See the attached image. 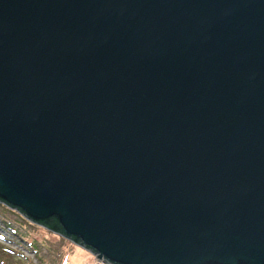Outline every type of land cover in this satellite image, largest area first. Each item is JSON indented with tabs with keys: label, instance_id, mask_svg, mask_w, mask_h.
I'll use <instances>...</instances> for the list:
<instances>
[{
	"label": "water",
	"instance_id": "1",
	"mask_svg": "<svg viewBox=\"0 0 264 264\" xmlns=\"http://www.w3.org/2000/svg\"><path fill=\"white\" fill-rule=\"evenodd\" d=\"M0 200L106 264H264V0H0Z\"/></svg>",
	"mask_w": 264,
	"mask_h": 264
},
{
	"label": "rangeland",
	"instance_id": "2",
	"mask_svg": "<svg viewBox=\"0 0 264 264\" xmlns=\"http://www.w3.org/2000/svg\"><path fill=\"white\" fill-rule=\"evenodd\" d=\"M0 264H106L59 233L0 202Z\"/></svg>",
	"mask_w": 264,
	"mask_h": 264
},
{
	"label": "trees",
	"instance_id": "3",
	"mask_svg": "<svg viewBox=\"0 0 264 264\" xmlns=\"http://www.w3.org/2000/svg\"><path fill=\"white\" fill-rule=\"evenodd\" d=\"M0 202L6 204L5 202H3V201H1V200H0ZM6 205H7V204H6ZM7 206H8V205H7ZM14 209H15V208H14ZM16 210H17V209H16ZM17 211H18V210H17ZM52 222H53V223H56L57 221L53 219ZM56 233H57V232H56ZM59 234H60V233H59ZM60 235L63 236L62 234H60Z\"/></svg>",
	"mask_w": 264,
	"mask_h": 264
},
{
	"label": "flooded vegetation",
	"instance_id": "4",
	"mask_svg": "<svg viewBox=\"0 0 264 264\" xmlns=\"http://www.w3.org/2000/svg\"><path fill=\"white\" fill-rule=\"evenodd\" d=\"M40 225V224H39ZM69 239V238H68Z\"/></svg>",
	"mask_w": 264,
	"mask_h": 264
}]
</instances>
